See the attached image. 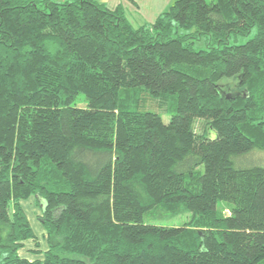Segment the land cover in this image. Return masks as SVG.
I'll return each mask as SVG.
<instances>
[{
    "label": "trees",
    "instance_id": "1",
    "mask_svg": "<svg viewBox=\"0 0 264 264\" xmlns=\"http://www.w3.org/2000/svg\"><path fill=\"white\" fill-rule=\"evenodd\" d=\"M261 152L264 0H0V264H264Z\"/></svg>",
    "mask_w": 264,
    "mask_h": 264
},
{
    "label": "rangeland",
    "instance_id": "2",
    "mask_svg": "<svg viewBox=\"0 0 264 264\" xmlns=\"http://www.w3.org/2000/svg\"><path fill=\"white\" fill-rule=\"evenodd\" d=\"M132 2V4L134 5L135 0H130ZM142 2V4L140 3V6H142L145 2L150 3V7L147 8L145 7V10H141V9H137L135 11V13H131L130 15L127 14L126 10L125 14L126 17L128 18V20L136 27L139 28L141 26H143L146 23H153L150 22L148 20H152V16L149 15L151 11H153V7L155 5H158L159 0H143L140 1ZM173 2V0H171L168 5L166 6V8L163 10V12L168 8V6ZM146 5V4H145ZM157 7V6H156ZM141 16H143V18L145 19V21L143 19H141ZM246 40V38H241L239 42H244ZM206 48V45L202 42V44L198 43L196 45V48ZM78 103L80 106H84L85 105V96L83 94H81L78 97ZM174 106V101L172 99H169V101L167 102V104L165 105V110H156L155 107L153 108H149L152 109L153 111H157L161 114L162 119L164 122L168 123L170 118H171V110L172 107ZM244 164H246L245 166L248 165H261L264 166V152H261L259 154V156L257 157H250L249 159H247L246 162H244ZM24 208L28 214V217L30 219V222L32 224V227L37 235V242L36 241H28L26 243L25 248H23L20 251V255L23 257H26L30 260H34L36 258H40L41 254H37L34 251H38V250H46L47 249V245H46V234L45 231L42 227V225L40 224L39 221V217L41 215V209L39 208V205L37 204L36 200L34 199V197L30 198L27 201L23 202ZM220 211L223 214H229L230 213V208L228 205L226 204H222L220 205ZM151 214V215H149ZM146 215L145 220L148 222H151L153 224H157V225H164V226H182L183 224H186L189 219L191 218V214L190 213H186V214H181L179 216H174V217H167L170 216L171 214H167L165 210L163 209H156L155 211H153L152 213H149ZM152 214H158L161 215V219L156 218L155 220L153 218H151ZM39 245V246H37Z\"/></svg>",
    "mask_w": 264,
    "mask_h": 264
},
{
    "label": "crops",
    "instance_id": "3",
    "mask_svg": "<svg viewBox=\"0 0 264 264\" xmlns=\"http://www.w3.org/2000/svg\"><path fill=\"white\" fill-rule=\"evenodd\" d=\"M58 1L72 2L76 0H58ZM95 1L106 5L111 10H115L118 6L121 5L124 7L128 15H130L131 13L132 14L135 13L137 9L145 10V7H146V10H147V8L150 7V3L148 2H145L142 6H140V3L142 4V2L140 1H143V0H135L136 3H134V5L132 4L130 0H95ZM170 1L171 0H159L158 5H155L153 7V11H151L149 14L152 16V20H148V21L154 22L156 18L163 12V10L166 8V6L168 5ZM141 19L145 21L143 16H141Z\"/></svg>",
    "mask_w": 264,
    "mask_h": 264
}]
</instances>
